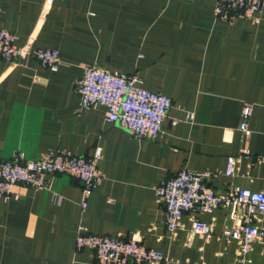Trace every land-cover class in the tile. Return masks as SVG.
Wrapping results in <instances>:
<instances>
[{"label": "crops", "instance_id": "crops-1", "mask_svg": "<svg viewBox=\"0 0 264 264\" xmlns=\"http://www.w3.org/2000/svg\"><path fill=\"white\" fill-rule=\"evenodd\" d=\"M214 9L215 0H0V28L16 45L57 50L63 64L49 71L33 58L0 59V158L98 153L103 178L86 210L83 185L67 176L0 198V264H95L92 251L75 247L80 229L133 239L171 264H238L237 243L220 237L239 223L226 210L186 213L169 235L154 195L182 168L209 173L216 193L264 192V5L257 24L219 19ZM85 66L137 76L169 98L164 134L137 140L105 122L104 108L79 110ZM245 103L252 112L243 134ZM228 157L237 158L230 177ZM194 218L211 225L209 238L193 232ZM255 223L264 229V215ZM246 259L264 264V243H253Z\"/></svg>", "mask_w": 264, "mask_h": 264}, {"label": "built area", "instance_id": "built-area-1", "mask_svg": "<svg viewBox=\"0 0 264 264\" xmlns=\"http://www.w3.org/2000/svg\"><path fill=\"white\" fill-rule=\"evenodd\" d=\"M264 0H215V17L224 20L243 19L252 24L260 22ZM33 58L43 69L56 71L62 64L59 53L54 49H33L31 42L17 46L15 36L0 28V59L16 63ZM137 76L111 74L97 66H85L82 77L76 84L79 96V110L99 106L104 108V120L128 133L137 140L154 141L164 134L163 122L172 103L169 98L145 90ZM252 105L242 107L239 130L247 133ZM193 113H187L186 122H191ZM173 121L172 124H176ZM248 155L247 151L242 152ZM101 157L72 156L63 151H51L33 160L0 158V198L14 197L13 189L19 185L44 189L54 176L75 178L83 185V200L80 204L86 210L96 187L102 181L99 168ZM236 157L226 160L225 175L234 173ZM209 173H194L182 168L175 175L163 179L154 189V195L165 208L164 226L169 235L181 228V219L186 213L212 214L216 209L228 212L231 221L237 225L225 227L220 237L234 241L238 247V264L249 262L246 255L255 242L264 243V229L256 225V219L264 215V192L234 187L216 193L209 187ZM194 233L209 238L210 224L197 219L192 221ZM77 250L88 249L94 253L95 264H171L170 259L160 251L147 249L133 239L95 236L79 230L75 237Z\"/></svg>", "mask_w": 264, "mask_h": 264}]
</instances>
